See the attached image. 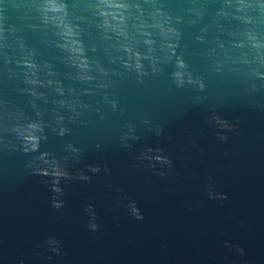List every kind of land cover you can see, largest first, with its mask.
<instances>
[{
	"label": "water",
	"instance_id": "obj_1",
	"mask_svg": "<svg viewBox=\"0 0 264 264\" xmlns=\"http://www.w3.org/2000/svg\"><path fill=\"white\" fill-rule=\"evenodd\" d=\"M0 0V264H264V0Z\"/></svg>",
	"mask_w": 264,
	"mask_h": 264
},
{
	"label": "clouds",
	"instance_id": "obj_2",
	"mask_svg": "<svg viewBox=\"0 0 264 264\" xmlns=\"http://www.w3.org/2000/svg\"><path fill=\"white\" fill-rule=\"evenodd\" d=\"M45 7L51 9L52 11H60L64 6L57 3L56 0H48V3L45 5Z\"/></svg>",
	"mask_w": 264,
	"mask_h": 264
}]
</instances>
